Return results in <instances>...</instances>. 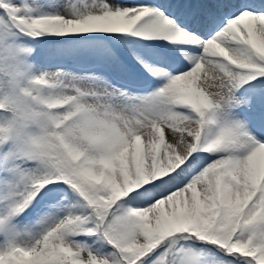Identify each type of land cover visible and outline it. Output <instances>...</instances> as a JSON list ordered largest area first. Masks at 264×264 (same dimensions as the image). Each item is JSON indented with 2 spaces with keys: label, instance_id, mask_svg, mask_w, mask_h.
I'll use <instances>...</instances> for the list:
<instances>
[{
  "label": "snow or ice",
  "instance_id": "snow-or-ice-1",
  "mask_svg": "<svg viewBox=\"0 0 264 264\" xmlns=\"http://www.w3.org/2000/svg\"><path fill=\"white\" fill-rule=\"evenodd\" d=\"M0 264H264V0H0Z\"/></svg>",
  "mask_w": 264,
  "mask_h": 264
}]
</instances>
